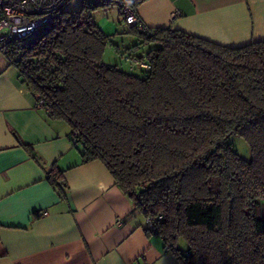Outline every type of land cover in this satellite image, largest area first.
Returning <instances> with one entry per match:
<instances>
[{
    "label": "trees",
    "instance_id": "trees-1",
    "mask_svg": "<svg viewBox=\"0 0 264 264\" xmlns=\"http://www.w3.org/2000/svg\"><path fill=\"white\" fill-rule=\"evenodd\" d=\"M105 1L137 38L121 53L125 69L102 62L107 36L84 4L54 11L2 55L48 118L69 125L81 162L103 163L181 264H264V41L228 47L141 30L123 9L138 17L146 0ZM129 58L149 69L130 71ZM232 134L250 161L227 142ZM63 174L53 165L46 178L67 199Z\"/></svg>",
    "mask_w": 264,
    "mask_h": 264
},
{
    "label": "crops",
    "instance_id": "crops-1",
    "mask_svg": "<svg viewBox=\"0 0 264 264\" xmlns=\"http://www.w3.org/2000/svg\"><path fill=\"white\" fill-rule=\"evenodd\" d=\"M137 15L148 29L223 46L264 41V0H146ZM0 56V264H181L103 163L81 162L69 125L37 108ZM53 165L67 199L47 181Z\"/></svg>",
    "mask_w": 264,
    "mask_h": 264
},
{
    "label": "built area",
    "instance_id": "built-area-1",
    "mask_svg": "<svg viewBox=\"0 0 264 264\" xmlns=\"http://www.w3.org/2000/svg\"><path fill=\"white\" fill-rule=\"evenodd\" d=\"M69 0H0V55L12 41L21 40L31 35L35 30L44 25L51 14L62 8ZM125 24L136 26L141 30H149L141 20L128 8H124ZM179 15L174 11L170 15L172 22ZM129 70L149 69L145 60L126 59ZM37 108L42 109L44 101L39 96H33ZM73 146L75 143L72 142ZM152 227L150 219L146 220Z\"/></svg>",
    "mask_w": 264,
    "mask_h": 264
},
{
    "label": "rangeland",
    "instance_id": "rangeland-1",
    "mask_svg": "<svg viewBox=\"0 0 264 264\" xmlns=\"http://www.w3.org/2000/svg\"><path fill=\"white\" fill-rule=\"evenodd\" d=\"M91 7L90 14L98 28L107 36V44L103 53L102 62L106 65H117L125 69L126 64L121 58V53L137 43L135 36L125 34L124 23L117 4L105 0H69L62 8L65 11H76L81 5ZM152 45L140 47L134 55L142 54ZM120 52H118L117 51ZM2 56H0V59ZM234 150L245 161H250L251 152L246 141L235 134L227 138ZM180 244V243H179ZM181 245V244H180Z\"/></svg>",
    "mask_w": 264,
    "mask_h": 264
}]
</instances>
